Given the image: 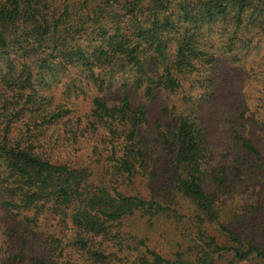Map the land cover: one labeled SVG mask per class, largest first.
I'll return each instance as SVG.
<instances>
[{
  "label": "trees",
  "instance_id": "trees-1",
  "mask_svg": "<svg viewBox=\"0 0 264 264\" xmlns=\"http://www.w3.org/2000/svg\"><path fill=\"white\" fill-rule=\"evenodd\" d=\"M56 88L90 119L63 124ZM84 128L107 183L62 158ZM158 149L161 196L118 190ZM0 264H264V0H0Z\"/></svg>",
  "mask_w": 264,
  "mask_h": 264
},
{
  "label": "rangeland",
  "instance_id": "rangeland-1",
  "mask_svg": "<svg viewBox=\"0 0 264 264\" xmlns=\"http://www.w3.org/2000/svg\"><path fill=\"white\" fill-rule=\"evenodd\" d=\"M118 94H115V96ZM51 96L54 98L55 102L58 103H63L66 108H69L71 110L70 116L68 119H65L63 121L64 123H69L70 120L76 122V120L80 117H83V120H89L90 116H88L90 110H91V103H92V97H74L69 100L65 98L63 95L62 89L56 88L55 90H52ZM110 97H115L113 96V93H109ZM139 94L135 93L134 94V100L138 103L140 102ZM133 97V93H132ZM117 98V97H115ZM144 103H141L149 109L150 112V125L155 132H158L159 129L157 126L159 124L166 125L167 124V117L163 116L162 110L160 109L159 105L163 103V100H160L156 102H150V101H143ZM56 107V106H55ZM22 126V122L20 124ZM76 124L73 126V130L76 128ZM57 133L61 132L64 134V131L67 130L65 129L64 126H59L57 129ZM50 132L52 131L49 130ZM98 134L95 135V132L93 130H88L87 128H84L80 131L79 133V138H78V143L72 145V140H68L67 144H69V147L64 148L62 147L61 152L62 158L63 159H68L69 161L78 163L80 162L81 164L88 165L90 168L95 169L99 168L100 171L103 174L104 178V183H107L111 179V173H112V168L109 167V162H108V151H100L101 150V144L100 141H98V135L102 139L104 133L98 131ZM156 152H159L161 154V159L158 160L157 158H154L150 161V164L147 166V173L144 176H139L137 179L136 177L134 180L132 179L131 181H124L123 179H120L117 181L116 187L118 190L123 191L127 195H139L144 198H153L157 196H161L159 192V188L161 183L163 182V175L165 173V170L168 169V166L170 165V162L168 158L162 153V150L158 149ZM178 204L180 205V210H181V215L185 216V219H182L183 223L180 224L179 231L183 229L185 226L186 229H190L191 232L194 233L196 231L194 228L191 227V225L188 223L187 217L189 215V204L183 201H178ZM174 209H177V207H173ZM133 219V216H131ZM228 226L226 222L221 220L219 223H216L215 225L212 226V228L208 231L209 236L215 237L220 244H226L230 245L232 244L230 240H228L227 237H224L219 234L220 232V226ZM174 229V227H172ZM176 230V229H175ZM128 231L133 232V236H136L135 233L137 231L146 233V225L145 224H135L133 225V222L131 223ZM179 231L176 230L174 233L176 239L175 240H186L183 239ZM151 240H165L159 233V231H152L149 234ZM260 242L262 240H259ZM165 251V249H164Z\"/></svg>",
  "mask_w": 264,
  "mask_h": 264
}]
</instances>
